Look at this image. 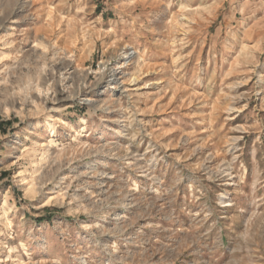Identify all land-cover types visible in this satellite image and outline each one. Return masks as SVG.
<instances>
[{"label":"rangeland","instance_id":"1","mask_svg":"<svg viewBox=\"0 0 264 264\" xmlns=\"http://www.w3.org/2000/svg\"><path fill=\"white\" fill-rule=\"evenodd\" d=\"M0 264H264V0H0Z\"/></svg>","mask_w":264,"mask_h":264},{"label":"bare ground","instance_id":"2","mask_svg":"<svg viewBox=\"0 0 264 264\" xmlns=\"http://www.w3.org/2000/svg\"><path fill=\"white\" fill-rule=\"evenodd\" d=\"M132 81H135V78L132 80ZM142 190H141V194H144V193H147L148 191H147V187L145 188V186H142Z\"/></svg>","mask_w":264,"mask_h":264}]
</instances>
